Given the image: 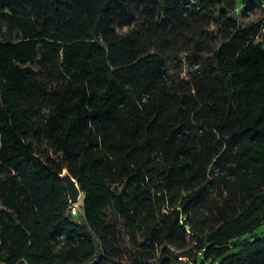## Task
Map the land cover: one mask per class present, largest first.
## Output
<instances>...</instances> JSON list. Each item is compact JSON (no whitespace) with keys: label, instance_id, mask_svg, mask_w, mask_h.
<instances>
[{"label":"trees","instance_id":"obj_1","mask_svg":"<svg viewBox=\"0 0 264 264\" xmlns=\"http://www.w3.org/2000/svg\"><path fill=\"white\" fill-rule=\"evenodd\" d=\"M238 8L0 0V264H264V18Z\"/></svg>","mask_w":264,"mask_h":264},{"label":"rangeland","instance_id":"obj_2","mask_svg":"<svg viewBox=\"0 0 264 264\" xmlns=\"http://www.w3.org/2000/svg\"><path fill=\"white\" fill-rule=\"evenodd\" d=\"M242 4H243V0H239V7L241 8L242 7ZM264 16V12H256L255 14H252V16H250L249 18H247L245 21L246 23L249 22H253L261 17ZM122 33V31H121ZM4 34H5V28L0 24V37H4ZM213 42H214V45H216L217 43H219L221 40H222V34L220 32V30L218 28H215L213 30ZM210 56H208L207 58H209ZM182 70H184V73L183 74V77L186 78V67H182ZM77 207V205H76ZM78 210H79V214L78 216L76 217H71V221L74 222V223H77V224H81L83 225L84 224V221H83V199L81 200L79 206H78ZM255 235L257 237H262L264 236V225L262 227H260L256 232H255Z\"/></svg>","mask_w":264,"mask_h":264},{"label":"water","instance_id":"obj_3","mask_svg":"<svg viewBox=\"0 0 264 264\" xmlns=\"http://www.w3.org/2000/svg\"><path fill=\"white\" fill-rule=\"evenodd\" d=\"M61 179L68 192L71 205H78L83 199V193L79 187L78 181L71 175L67 168L64 169Z\"/></svg>","mask_w":264,"mask_h":264},{"label":"built area","instance_id":"obj_4","mask_svg":"<svg viewBox=\"0 0 264 264\" xmlns=\"http://www.w3.org/2000/svg\"><path fill=\"white\" fill-rule=\"evenodd\" d=\"M245 5L244 4H242V7L240 8H238L237 9V11H236V16H237V18L239 19V20H241V21H243V22H245V24H247V23H249V22H247L246 23V19L247 18H244V9H245ZM260 12H264V4H263V8L261 9V10H259ZM255 14V13H254ZM250 16H252V14H250L249 15V17ZM248 17V18H249ZM264 18V16L263 17H261V18H259V19H263ZM259 19H257V20H259ZM256 21V20H255ZM254 22V21H253ZM257 41H259V42H264V26H263V28H262V31L260 32V34L257 36ZM79 208L78 207H76V206H74L73 208H72V210H71V213H72V216H74V217H76V216H78V214H79V210H78ZM181 260H184V261H186L187 259L186 258H181Z\"/></svg>","mask_w":264,"mask_h":264}]
</instances>
